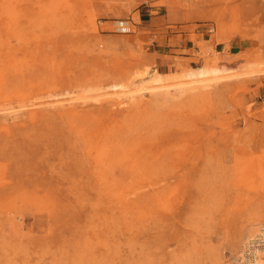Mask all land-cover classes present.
Returning <instances> with one entry per match:
<instances>
[{"label": "rangeland", "instance_id": "1", "mask_svg": "<svg viewBox=\"0 0 264 264\" xmlns=\"http://www.w3.org/2000/svg\"><path fill=\"white\" fill-rule=\"evenodd\" d=\"M262 224L264 0H0V264H248Z\"/></svg>", "mask_w": 264, "mask_h": 264}, {"label": "bare ground", "instance_id": "2", "mask_svg": "<svg viewBox=\"0 0 264 264\" xmlns=\"http://www.w3.org/2000/svg\"><path fill=\"white\" fill-rule=\"evenodd\" d=\"M198 68V67H197ZM222 68L220 67H199L198 70H188L186 72H184L183 74H185L186 76H189V78H192L196 75H201L202 77L207 74V73H210V72H215L217 73L218 71H221ZM200 76V77H201ZM160 79V76L159 75H154L152 77V81H158ZM205 79V78H204ZM192 80L193 79H189L190 81V86L191 87H195V86H198V85H192ZM203 80V78H202ZM188 81V82H189ZM198 83V82H197ZM203 86V85H202ZM200 87V86H199ZM197 88V87H196ZM114 89V88H113ZM71 98V97H70ZM72 100V99H71ZM70 100V101H71ZM264 228V224H262V226L259 227V230H258V233L257 235H264V231H262L261 229ZM257 235H255L256 237L253 238V239H256L257 238ZM251 238H249L248 242L250 241ZM252 240V239H251ZM248 242L246 243V247L244 249H242V251L240 252L241 253V257H242V260L246 261L248 264H264V251L262 252H259L258 249H250V253H248Z\"/></svg>", "mask_w": 264, "mask_h": 264}, {"label": "built area", "instance_id": "3", "mask_svg": "<svg viewBox=\"0 0 264 264\" xmlns=\"http://www.w3.org/2000/svg\"><path fill=\"white\" fill-rule=\"evenodd\" d=\"M262 231H264V228L261 229ZM253 239V238H251ZM250 242H248V253H250V249H264L262 247H264V235H257L256 239L251 240Z\"/></svg>", "mask_w": 264, "mask_h": 264}, {"label": "crops", "instance_id": "4", "mask_svg": "<svg viewBox=\"0 0 264 264\" xmlns=\"http://www.w3.org/2000/svg\"><path fill=\"white\" fill-rule=\"evenodd\" d=\"M181 47H183V48H190V47H195V45H193V43L191 42L190 44H188V43H184V44H182V46ZM157 53L161 56V54H163V56H161V61L159 62V64H168L169 62L168 61H166V57H164V56H172V55H174V54H169V53H167V52H165V53H161L159 50L157 51ZM163 58V59H162Z\"/></svg>", "mask_w": 264, "mask_h": 264}]
</instances>
